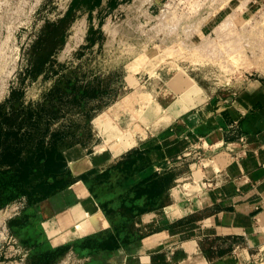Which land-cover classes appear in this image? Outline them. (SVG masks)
<instances>
[{
    "label": "rangeland",
    "instance_id": "rangeland-1",
    "mask_svg": "<svg viewBox=\"0 0 264 264\" xmlns=\"http://www.w3.org/2000/svg\"><path fill=\"white\" fill-rule=\"evenodd\" d=\"M71 3L0 0V264H125L114 252L133 238L121 236L128 212L111 211L118 241L101 234L94 255L53 232L92 214L93 200L121 198L107 169L146 136L157 98L168 104L177 89L210 103L264 78V0H104L78 12L52 64L34 72L32 46ZM203 143L191 141L177 165H202ZM172 181L163 174V193Z\"/></svg>",
    "mask_w": 264,
    "mask_h": 264
},
{
    "label": "crops",
    "instance_id": "crops-1",
    "mask_svg": "<svg viewBox=\"0 0 264 264\" xmlns=\"http://www.w3.org/2000/svg\"><path fill=\"white\" fill-rule=\"evenodd\" d=\"M169 91L172 102L166 104L163 95L159 105H149L153 122L146 136L138 132V144L107 169L109 190L121 183V198L107 205L93 200L98 208L92 214L72 218L69 232L53 236L60 246L87 244L85 251L94 255L98 236L118 239L109 215L128 212L124 221L134 223L135 233L123 221L122 238H133L114 252L129 258L125 264H264V78L249 79L210 103ZM196 138L209 147L202 148V165L178 166L177 158ZM165 159L175 163L163 168ZM163 174L173 175L164 193ZM79 222L84 232L74 229Z\"/></svg>",
    "mask_w": 264,
    "mask_h": 264
},
{
    "label": "trees",
    "instance_id": "trees-1",
    "mask_svg": "<svg viewBox=\"0 0 264 264\" xmlns=\"http://www.w3.org/2000/svg\"><path fill=\"white\" fill-rule=\"evenodd\" d=\"M103 1L72 0L69 9L63 17L56 22L47 24L37 42L32 46V51L29 55V63H31L34 72H39L46 68L48 64H52L57 49L64 47L68 31L75 22L78 12L84 9H90L92 12L95 8L100 7ZM94 40L93 38L92 41ZM101 207L106 209L103 206Z\"/></svg>",
    "mask_w": 264,
    "mask_h": 264
},
{
    "label": "bare ground",
    "instance_id": "bare-ground-1",
    "mask_svg": "<svg viewBox=\"0 0 264 264\" xmlns=\"http://www.w3.org/2000/svg\"><path fill=\"white\" fill-rule=\"evenodd\" d=\"M72 38V37H71ZM125 135V134H124Z\"/></svg>",
    "mask_w": 264,
    "mask_h": 264
}]
</instances>
